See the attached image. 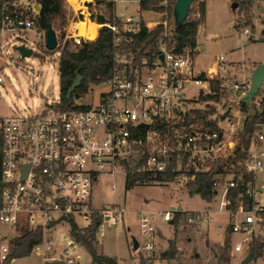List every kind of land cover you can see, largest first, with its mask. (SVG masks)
I'll return each instance as SVG.
<instances>
[{"label": "built area", "instance_id": "2783aa9c", "mask_svg": "<svg viewBox=\"0 0 264 264\" xmlns=\"http://www.w3.org/2000/svg\"><path fill=\"white\" fill-rule=\"evenodd\" d=\"M106 1L116 4L120 0ZM86 5L82 2L78 12L83 24L86 16H92ZM167 5V0L161 2L165 9L157 20L128 17L124 21L115 13L119 24L103 23L113 31L115 46L132 42L142 22L149 30L161 26L163 36L153 51L117 52L112 74L105 81L108 89L96 102L73 110H54L52 103L49 111L0 117V223L11 228V234L20 233L22 228H42L43 239L33 246L31 254L42 256L43 264H47L48 254L55 251L54 239L47 234L60 222L69 220L78 225L76 218L80 217L89 226L94 215L101 216L98 233L106 221L113 225L124 222V204L97 208L93 203L94 188L102 176L121 175L126 182L129 175H144L149 180L173 182L187 189L199 173L212 170L217 163L236 154L238 135L246 118L241 109L245 118L236 119L238 104L242 107L251 77L227 78L224 54H219L208 69L198 68V47H180ZM41 9V0H0V59L7 52L6 33L42 30ZM73 29L78 30L76 24ZM240 29L251 32L245 24ZM65 37L78 45L95 40L74 31ZM38 78L39 74L35 76ZM3 81L0 72V85ZM217 82L224 95L220 100L208 99L218 94L214 87ZM191 88L195 91L191 92ZM222 100L226 112L220 116L216 107ZM251 102L264 114V84ZM195 110L213 112L200 119L192 114ZM242 165L254 175L253 181L245 183L251 203L240 201L235 211L227 209L229 188L243 183V176L234 171V166L223 164V171L215 174L213 184L214 196H221L220 209L229 213L231 234L242 235L232 245V251L246 256L264 219L263 117L256 123ZM164 174H171L172 180H163ZM177 211L183 210L165 211L164 221L174 223ZM186 217L189 223L208 221L210 212H188ZM138 219L143 237L138 249L147 264H160L155 258V243L150 239L156 230L150 211L140 208ZM76 247L74 240H66L63 255L69 261V251ZM10 251L8 242L0 246V264L14 263L16 258H10Z\"/></svg>", "mask_w": 264, "mask_h": 264}, {"label": "rangeland", "instance_id": "374dc122", "mask_svg": "<svg viewBox=\"0 0 264 264\" xmlns=\"http://www.w3.org/2000/svg\"><path fill=\"white\" fill-rule=\"evenodd\" d=\"M199 1L193 2L188 17L199 18ZM232 5L231 0H206L205 19L198 29L199 49L195 62L198 68L206 70L213 66L219 54H224L227 78L242 80L251 77L250 69H255L259 64L264 65V0L255 2L251 8L249 17L251 23L246 25L251 31L249 34L240 29L248 17L240 13L238 7L234 9ZM138 7V0H120L117 2V13L124 21L136 15L141 16V19L157 20L160 19L164 10H153V12L142 10L141 12L138 11ZM71 17L72 14L67 10L64 26L56 30L58 45L60 43L63 46L67 40L66 25ZM43 34L45 41H42V30L39 29L4 35L7 52L0 59V72L4 77L0 85V117L16 113L49 111V103L56 105L59 102L60 52L56 51L46 56L44 44L46 32L43 31ZM251 34L255 36L251 37ZM9 38L12 39L7 41ZM22 43L34 47L31 57L21 58L15 46ZM37 53H40L41 57H36ZM37 74L39 78L36 80ZM107 89L108 85L105 82L91 84L88 92L81 94L76 101L86 104L91 101L96 102L100 94ZM190 91L195 89L191 88ZM224 98L226 99L227 96ZM221 102L216 107L220 116L226 112L223 100ZM238 105H240V111L236 119L243 121L245 115L241 111V104ZM54 110L59 109L54 107ZM93 198L97 208L113 204H124L126 207L124 222L113 225L106 221L99 231L96 243L101 252L115 256L119 264H147L141 251L133 248V237L138 240L143 238L138 219L140 208L150 211L152 215L156 230L151 234L150 239L155 243V258L160 264H197V258L203 264H227L219 259L226 240H230L227 254L231 257V261L228 264H264V254L250 263H245L244 254L233 253L232 245L239 241L242 235L230 233V218L227 211L218 210L221 196H214L207 201L200 195L191 196L188 188L159 180L138 182L133 188L127 189L125 178L119 175L102 176L94 188ZM173 208H181L185 215L179 222L173 224L165 222L164 212L173 211ZM207 210L211 211L210 221L188 222L186 217L188 212ZM76 222L79 227L87 226L86 221L80 217L76 218ZM70 226L69 220L62 221L47 234L53 237L55 250L48 254L47 264H91L92 258L85 246L72 236L70 239L77 243V247L69 251L71 261L67 259V255H63L66 237L70 234ZM10 231L8 226L0 223V246L8 242L11 247V239L20 234L15 232L14 235L9 236ZM256 237L264 239V219ZM171 241L176 243L177 253L172 259H164L163 252L169 248ZM197 253L199 256H196ZM13 264H43V259L42 256L31 254L18 259Z\"/></svg>", "mask_w": 264, "mask_h": 264}, {"label": "trees", "instance_id": "16d2710c", "mask_svg": "<svg viewBox=\"0 0 264 264\" xmlns=\"http://www.w3.org/2000/svg\"><path fill=\"white\" fill-rule=\"evenodd\" d=\"M42 9L39 17L40 28L47 32L50 27L55 30L61 29L66 20V0H41ZM163 0H141L140 6L143 10H162L165 9L161 6ZM196 1V0H195ZM238 3L239 12L245 14L248 20L245 25L251 23L250 12L255 2L260 0H232ZM167 10L174 24L173 6L175 0H167ZM199 18L188 17L181 25L175 26L177 38L180 47L188 45L191 48L197 47V35L199 26L202 24L206 15V0L199 2ZM101 5L104 7V14L98 16L96 19L100 23L115 22L120 23L119 18L115 16V4L106 0H98L97 7ZM175 25V24H174ZM163 36V29L158 26L155 29L149 30L142 22L138 33L133 35V41L124 43L121 46H115L113 31L103 26L99 30V34L94 41L84 42L82 44H74L71 39H67L63 46L59 43L55 50H48L45 47L46 56L54 54L56 51L60 52L59 58V83H60V100L54 107L59 110H73L87 108L86 103H77V98L81 94L88 92L91 84H101L108 80L111 76L114 67V56L117 52L133 51L144 52L153 51L156 49L159 38ZM36 57H41L40 53L35 54ZM78 75L83 76V80L79 87L68 97V89L77 78ZM218 94L216 96H208L207 98H215L220 100L224 93L221 91L219 82L214 84ZM206 98V99H207ZM242 109L246 113L243 129L239 134V143L235 156L229 157L217 163L212 170L208 172L199 173L196 179L189 183L188 189L191 196L200 195L203 199L210 201L215 195V187L213 178L216 173L223 171L222 165L228 167L234 166V171L243 176V183L236 187H230L228 190L227 209L234 211L240 201L251 203L245 192V183L254 180L253 173L247 172L242 163L247 158L248 149L250 147L253 132L257 121L263 117L264 114L256 109L255 105L250 102L242 101ZM213 110H195L192 111L197 118L204 119L208 117ZM215 128V125H213ZM3 156V137L0 132V162ZM1 166H0V205H1ZM163 180L171 181V174H164ZM149 178L144 175H129L126 179L125 187L131 189L138 182L148 181ZM185 215L184 211H177L174 223L179 222L182 216ZM103 221L101 216L94 215L92 223L87 227H79L76 223L71 221L70 235L80 241L89 252L92 262L91 264H118L115 256H109L100 251L97 246V233ZM231 233V227H230ZM43 239V229L37 228L29 230L22 228L20 234L11 239L10 258H21L31 255L32 248L35 244L41 242ZM253 260L262 257L264 254V239L254 237L252 240ZM230 247V240H226L222 247V254L219 259L222 263H229L231 257L227 254V249ZM177 253V246L174 241L170 242L169 248L163 252L164 259H172ZM197 264H203L197 258ZM246 263V262H245ZM141 264V263H139Z\"/></svg>", "mask_w": 264, "mask_h": 264}, {"label": "water", "instance_id": "95a60500", "mask_svg": "<svg viewBox=\"0 0 264 264\" xmlns=\"http://www.w3.org/2000/svg\"><path fill=\"white\" fill-rule=\"evenodd\" d=\"M195 0H175L173 6V17H174V24L175 26L181 25L187 18L191 9V5ZM232 7L236 9L238 7L237 2H233ZM45 47L48 50H55L58 47V36L56 30L53 27H50L46 32V43ZM21 57H31L33 54V48L27 47L25 44L17 46ZM83 80L82 75H78L77 78L74 80L70 88L68 89V97L74 92V90L80 86ZM264 83V65L259 64L254 71L252 72L251 76V86L249 92L242 98L243 102L250 103L254 96L258 93L259 89ZM49 107H53L52 103L48 104ZM140 242L138 239L133 237V248L137 250L139 248ZM198 255V254H197ZM253 261V249L252 247L249 248L247 255L244 258V262L250 263Z\"/></svg>", "mask_w": 264, "mask_h": 264}, {"label": "crops", "instance_id": "0c3cea01", "mask_svg": "<svg viewBox=\"0 0 264 264\" xmlns=\"http://www.w3.org/2000/svg\"><path fill=\"white\" fill-rule=\"evenodd\" d=\"M82 2L87 3L86 7H89L88 8L89 9V12H91V15H92V16H89V17L86 16V18L84 19V23L85 24H83L82 22H80L79 21V17H78L79 8L81 7ZM66 8L69 11V13L72 14V17L69 19V22L66 25V33L70 34L71 32L74 31V33L83 34L84 36L91 35L93 39H96L97 36H98V34H99V30L103 27V23L98 22L97 19H96L98 16L104 14L105 10H104L103 5H101V7L98 8L97 7V1L96 0H66ZM142 10L143 9H141L140 2H139L138 11H141L142 12ZM150 12H152V10H150ZM115 13H116V15H119L117 13V3L115 4ZM136 18H141V16H137L136 15ZM75 24L77 25L78 30H74L73 29V26ZM254 36H255L254 34H251V37H254ZM42 41H45V37H44V34H43V30H42ZM44 44H45V42H44ZM197 47L199 49L198 42H197ZM253 71H254V68L253 69H250V74ZM251 76H252V74H251ZM218 208H219L218 209L219 211H223V210L220 209V205H219ZM207 211H209V210H207ZM209 212H210V217H209V220L208 221H210V219H211V211H209ZM228 216H229V213H228ZM170 223H172V222H170ZM9 229H11V228H9ZM11 232H12V229L10 231V235L9 236H12V235L15 234V233L14 234L13 233L11 234ZM98 235H99V233L97 234V236ZM70 236L71 235L69 234L66 237V240L70 239ZM197 254H196V256H199V254L198 255ZM21 258H23V257H21ZM18 259H20V258H16L14 262H16Z\"/></svg>", "mask_w": 264, "mask_h": 264}, {"label": "bare ground", "instance_id": "6f19581e", "mask_svg": "<svg viewBox=\"0 0 264 264\" xmlns=\"http://www.w3.org/2000/svg\"><path fill=\"white\" fill-rule=\"evenodd\" d=\"M83 25V24H82Z\"/></svg>", "mask_w": 264, "mask_h": 264}]
</instances>
